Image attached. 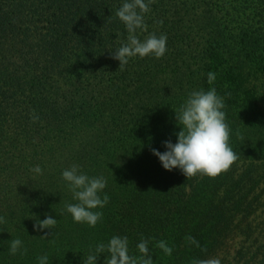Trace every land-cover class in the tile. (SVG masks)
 I'll use <instances>...</instances> for the list:
<instances>
[{
  "label": "trees",
  "instance_id": "1",
  "mask_svg": "<svg viewBox=\"0 0 264 264\" xmlns=\"http://www.w3.org/2000/svg\"><path fill=\"white\" fill-rule=\"evenodd\" d=\"M124 2L0 0V264H38L43 255L48 264H83L90 246L117 235L130 255H140L143 238L154 264H191L251 234L264 183V0H155L136 35H166L167 51L131 58L121 71L112 52L128 35L115 17ZM212 87L225 97L239 159L216 178L165 170L152 149L176 143L174 110ZM73 164L107 180L100 195L109 203L95 209L103 217L94 228L65 209L77 202L61 178ZM37 165L42 174L31 171ZM48 216L55 228L34 231ZM13 239L26 254L9 253ZM161 240L171 256L155 246ZM259 248L250 257H264Z\"/></svg>",
  "mask_w": 264,
  "mask_h": 264
},
{
  "label": "clouds",
  "instance_id": "2",
  "mask_svg": "<svg viewBox=\"0 0 264 264\" xmlns=\"http://www.w3.org/2000/svg\"><path fill=\"white\" fill-rule=\"evenodd\" d=\"M155 0H125L121 7L115 12L117 17L126 27L127 39L121 43L114 52L112 58L119 61V70H124L131 58H145L154 56L159 59L167 51V36L161 34H150L141 40L136 35L137 30H146L144 16L150 11V4ZM163 23V21H158ZM208 83L211 85L216 79L213 72L207 74ZM227 87V85H225ZM230 97L231 93H225ZM225 97L217 93L215 87L205 91L204 89L193 90L188 93L184 102L174 110L177 124L181 130L176 134L177 141H164L167 149L161 153L152 149L153 155L159 158L163 168L171 171L175 168L181 170L187 179L200 176L216 178L222 173L230 170L231 166L239 159L237 153L230 147L231 129L226 122ZM39 119L34 113L32 121ZM236 135L243 139L239 130ZM31 171L42 174V169L37 165ZM61 178L66 182L69 191L72 193L76 203L65 205L66 212L69 213L75 223H86L89 227H95L102 220L103 213L95 211L102 209L109 203V196L104 194L107 180L103 177H89L80 171V166L73 164L69 169L62 171ZM6 223L3 216H0V224ZM57 220L48 216L44 220L36 219L33 230L40 232L44 229H54ZM45 233L41 238H47ZM185 241L190 245L200 248L199 242L188 235ZM161 249L165 255L171 256L173 249L166 241H158L155 245ZM139 256L129 254V241L126 236H113L107 244L99 243L94 248L90 246L89 254L84 259L83 264H97V259L101 254L108 256L104 264H154L149 254V240L141 239L137 244ZM22 248L20 239L10 241L9 253L21 255L27 253V249ZM206 252L207 248H201ZM38 264H48V256L37 257ZM191 264H221L218 258L193 259Z\"/></svg>",
  "mask_w": 264,
  "mask_h": 264
},
{
  "label": "rangeland",
  "instance_id": "3",
  "mask_svg": "<svg viewBox=\"0 0 264 264\" xmlns=\"http://www.w3.org/2000/svg\"><path fill=\"white\" fill-rule=\"evenodd\" d=\"M257 187L258 206L248 217L251 220V234H238L228 239L224 248L213 257L220 259L221 264H264V257L260 254L255 258L250 257L256 245H261L259 249L264 250V183H259Z\"/></svg>",
  "mask_w": 264,
  "mask_h": 264
}]
</instances>
